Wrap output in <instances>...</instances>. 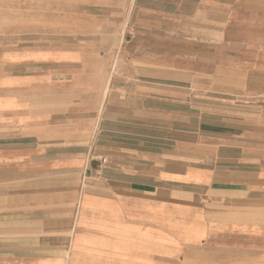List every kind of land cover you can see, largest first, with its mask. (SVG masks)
Here are the masks:
<instances>
[{"label": "crops", "instance_id": "obj_1", "mask_svg": "<svg viewBox=\"0 0 264 264\" xmlns=\"http://www.w3.org/2000/svg\"><path fill=\"white\" fill-rule=\"evenodd\" d=\"M0 264H264V0H0Z\"/></svg>", "mask_w": 264, "mask_h": 264}, {"label": "rangeland", "instance_id": "obj_2", "mask_svg": "<svg viewBox=\"0 0 264 264\" xmlns=\"http://www.w3.org/2000/svg\"><path fill=\"white\" fill-rule=\"evenodd\" d=\"M94 27L92 26V27H90L89 26V23H88V27H87V30H90V29H93ZM102 29L105 31L106 29H108V27L106 26V23H103V25H102ZM103 31V32H104ZM108 31V30H107Z\"/></svg>", "mask_w": 264, "mask_h": 264}]
</instances>
